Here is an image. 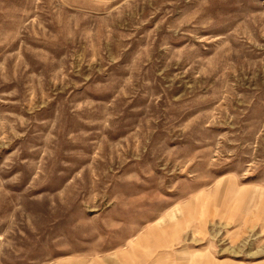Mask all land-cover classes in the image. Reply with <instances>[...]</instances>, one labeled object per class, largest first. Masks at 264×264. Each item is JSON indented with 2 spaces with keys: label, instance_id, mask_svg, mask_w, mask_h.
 Returning a JSON list of instances; mask_svg holds the SVG:
<instances>
[{
  "label": "rangeland",
  "instance_id": "374dc122",
  "mask_svg": "<svg viewBox=\"0 0 264 264\" xmlns=\"http://www.w3.org/2000/svg\"><path fill=\"white\" fill-rule=\"evenodd\" d=\"M0 264H264V0H0Z\"/></svg>",
  "mask_w": 264,
  "mask_h": 264
},
{
  "label": "crops",
  "instance_id": "0c3cea01",
  "mask_svg": "<svg viewBox=\"0 0 264 264\" xmlns=\"http://www.w3.org/2000/svg\"><path fill=\"white\" fill-rule=\"evenodd\" d=\"M232 187H234V186H232ZM237 188H238V187H237ZM228 189H229V187H228ZM228 189L225 191V194H226V192L228 191ZM238 190H243V189H241V188L239 189V188H238ZM243 191H245V190H243ZM226 195H227V194H226ZM246 195H247V191L244 193V195H243L242 197H244V196H246ZM259 195H260V194H259ZM227 196H228V195H227ZM237 196H238V195H237ZM237 196L234 197L233 200L236 201V200L239 199V201H241L242 197H240V196L237 197ZM224 203H225V202H224ZM224 205H225V204H224ZM242 205H243V203H242ZM225 206H227V205H225Z\"/></svg>",
  "mask_w": 264,
  "mask_h": 264
},
{
  "label": "bare ground",
  "instance_id": "6f19581e",
  "mask_svg": "<svg viewBox=\"0 0 264 264\" xmlns=\"http://www.w3.org/2000/svg\"><path fill=\"white\" fill-rule=\"evenodd\" d=\"M233 188V187H232ZM244 193H245V191H243ZM243 192H241L242 193V195H240V197H242L243 195H244V193ZM240 193V192H239ZM232 196V195H231Z\"/></svg>",
  "mask_w": 264,
  "mask_h": 264
}]
</instances>
